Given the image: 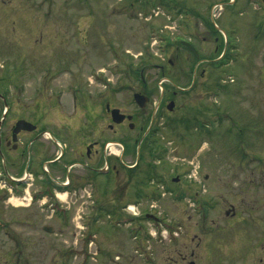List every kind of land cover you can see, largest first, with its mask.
Returning a JSON list of instances; mask_svg holds the SVG:
<instances>
[{
    "label": "rangeland",
    "instance_id": "obj_1",
    "mask_svg": "<svg viewBox=\"0 0 264 264\" xmlns=\"http://www.w3.org/2000/svg\"><path fill=\"white\" fill-rule=\"evenodd\" d=\"M173 84L189 90L173 98ZM134 92L148 97L144 108ZM0 94L4 136L20 118L36 127L23 143L39 134L33 146L2 152L0 264L255 257L240 248L254 245L252 218L264 222V0H0ZM106 104L131 119L112 123ZM4 109L0 99V120ZM97 139L129 164L138 158L118 189L100 175L94 193L83 180L79 191L39 195L42 160L60 151L64 161ZM148 162L162 180L150 181ZM25 174L34 180L17 192L11 178Z\"/></svg>",
    "mask_w": 264,
    "mask_h": 264
},
{
    "label": "flooded vegetation",
    "instance_id": "obj_2",
    "mask_svg": "<svg viewBox=\"0 0 264 264\" xmlns=\"http://www.w3.org/2000/svg\"><path fill=\"white\" fill-rule=\"evenodd\" d=\"M182 42L183 41H181V43ZM182 45L185 47V49L188 50V48L183 43H182ZM194 58L196 60H198L199 54H197V57L194 56ZM200 60H202V59H200ZM200 60H198V62ZM167 62H169L171 64V61H167ZM173 86L175 89L169 90V94H171L173 96V98L177 97L178 94H185L189 90V87L187 88V86H181V85H175V84H173ZM171 101L172 100H170L169 102H171ZM169 102H168V104H169ZM167 105H166V110L171 112L174 109V102H173V108L171 110L167 109ZM106 113L110 115V111L107 109H106ZM20 119H23V118H20ZM2 123L0 125V161H2L1 163H4V161H5V157H4L2 152L10 151V152L16 153L21 149V147L23 146V144H25L26 141H28L27 144L30 146H33L35 144V142L39 141V137L37 138V136L39 134H36L32 137H28L24 143L20 139L21 137H24L27 134H32L35 130H33V131L22 130L16 135V139L13 140L12 130L15 126L16 120L13 122V125H10L9 135H8V137H6L1 132ZM117 125H120V124H117ZM130 126L131 125H129V127ZM109 128L111 129L112 125H109ZM42 133H40V134H42ZM19 139H20V141H19ZM109 141H112V140H109ZM19 143H20V146H19ZM104 145H106V146L104 147ZM54 146H55V144H54ZM108 146H109L108 142L103 141V140L100 142L97 139V140H93V141L86 143L84 145V152L82 149H80V150L77 149V152L73 151L74 153H72L70 156L65 157L64 161L62 160L64 157V152H60V151L56 152L55 156L52 159H48L46 161L42 160V162L40 163L41 170H42L41 174L45 179L40 180V184L41 185L43 184L41 192H44L47 195V194H53V192L56 190L59 191V190L77 189L79 191V188H75V185L78 182H81L83 180L84 181L86 180V184L83 185V187H87L88 190L91 191L90 190V184L92 183V181H95L96 178L100 175L105 176L106 178H113L115 180V184L117 183L116 182L117 176L121 172H123L125 175L127 174V176L130 177L133 174V172H135V170L137 169V166H138L137 160L138 159H136L135 161H133L132 163L129 164V162L124 161L123 158H117L115 156H112V151L110 149H108ZM107 150H109L108 153L106 152ZM6 153H8V152H6ZM8 155H9V153H8ZM15 160H16V155H14V157H10L9 161L11 164H15ZM157 163H159V159L157 160ZM43 165H44V168L49 166L51 168V171H47V169H43ZM59 166L63 167L64 179L62 182H59V185H57V183L53 182L52 180L55 178L53 176L54 175L53 171L58 170ZM146 166H147L146 170H148V174L150 175V178H149L150 181L162 180L164 171L161 168L159 170V166L157 169V166H154L153 164L151 165L150 162H148L146 164ZM59 173H62V172H59ZM57 176L58 175H56V177ZM28 177H30V176L24 175L23 180L14 181L16 183V187L19 186L21 188L20 189L21 192L25 191V189H24L25 185H27V184L29 185V182H27V181H29L30 179L34 180L33 177H31V178H28ZM171 180L174 181V178L171 177ZM177 180H178V177H177ZM119 186H118V184H116V186L114 188L118 189ZM259 186H262V188H264V182H263V184L259 183ZM91 192L94 193L93 191H91ZM112 202L114 203V201H112ZM126 204H128V203H126ZM227 215H228V213H227ZM227 217L229 218V216H227ZM232 217H234V216H231V218ZM128 219H129V221L132 220V218H128ZM129 221H128V223H129ZM252 222L254 223L253 224V230L256 234L254 236V240H253L254 245H249V242L247 241V244L244 243L245 245L242 246L240 249H241L242 253L244 251H246V252L247 251H253L252 253L255 256V257H251L253 259L251 262H249L250 260H248V262H247V260H244L245 264H264V222H262V220L260 221L257 218L256 219L252 218ZM130 225H131V223L128 226H130ZM135 230H136V227H134V226H133V228H129V227L127 228V231L133 232L134 235H136ZM230 231L232 232L231 228H230ZM144 237L145 236H143L142 239H144ZM243 239H244V237L242 238V240ZM192 255L193 254L191 253V256ZM114 259H116L115 255H114V258L112 257V260H114Z\"/></svg>",
    "mask_w": 264,
    "mask_h": 264
},
{
    "label": "water",
    "instance_id": "obj_3",
    "mask_svg": "<svg viewBox=\"0 0 264 264\" xmlns=\"http://www.w3.org/2000/svg\"><path fill=\"white\" fill-rule=\"evenodd\" d=\"M185 46L189 49V51L195 56L197 57V51L189 44L187 43L186 41L184 42ZM0 97H2L0 95ZM133 99H134V102L137 104V106L139 108H144L145 105L147 104L148 102V98L147 96L141 94V93H134L133 94ZM4 104L6 105L5 101H4ZM106 108L107 110H109V107L106 105ZM173 108V102H169V104L167 105V109L168 110H171ZM110 111V116H111V120L113 123L115 124H120L121 122L124 121V119L126 118L127 120H130L131 119V116H128L127 117L120 113L119 109L116 108H113ZM132 127V124L131 126ZM35 129V126L32 125L31 123L25 121V120H17V122L15 123V126L12 130L13 132V140L16 139V134L21 131V130H27V131H32ZM175 181L177 180V178L174 179ZM43 229L46 231V232H52L53 228L51 226H44ZM190 264H194L193 262H191Z\"/></svg>",
    "mask_w": 264,
    "mask_h": 264
},
{
    "label": "trees",
    "instance_id": "obj_4",
    "mask_svg": "<svg viewBox=\"0 0 264 264\" xmlns=\"http://www.w3.org/2000/svg\"><path fill=\"white\" fill-rule=\"evenodd\" d=\"M162 4H165V1L167 2V0H159ZM228 55V54H227ZM223 57V56H222ZM225 57V56H224ZM223 57V58H224ZM222 58V59H223ZM221 58H220V60H219V62H224V61H226V59H223L222 60ZM225 63V62H224ZM224 63H221V64H224ZM227 64V63H226ZM134 148V149H133ZM132 149H133V152L135 153V146L133 147Z\"/></svg>",
    "mask_w": 264,
    "mask_h": 264
}]
</instances>
